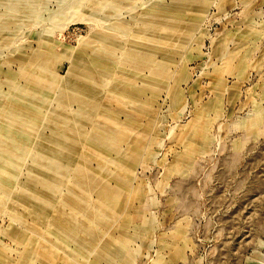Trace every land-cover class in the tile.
Masks as SVG:
<instances>
[{"label":"rangeland","instance_id":"374dc122","mask_svg":"<svg viewBox=\"0 0 264 264\" xmlns=\"http://www.w3.org/2000/svg\"><path fill=\"white\" fill-rule=\"evenodd\" d=\"M2 149L0 264H264V0H0Z\"/></svg>","mask_w":264,"mask_h":264},{"label":"bare ground","instance_id":"6f19581e","mask_svg":"<svg viewBox=\"0 0 264 264\" xmlns=\"http://www.w3.org/2000/svg\"><path fill=\"white\" fill-rule=\"evenodd\" d=\"M99 69V68H98ZM97 69V71H98ZM101 69V68H100ZM105 71V70H104ZM87 74H89V72H86ZM161 73H164V71H162ZM160 73V74H161ZM44 75V74H43ZM101 75V74H100ZM45 76V75H44ZM84 78L86 79H92V77L84 75ZM103 76V75H101ZM111 76V75H110ZM105 77V76H104ZM43 77H39L37 80H32V84L30 85V87L28 88L27 92L25 93V99H22V101L26 100L27 98H31L29 97L30 93H35V92H39L42 95L46 96L44 93V89L45 87H43V81H42ZM50 80L52 79V76L49 77ZM111 78V77H110ZM108 78V79H110ZM46 79V78H44ZM131 77H127L126 79H123L122 82L120 83V86H126L125 83H127V80H130ZM73 86L75 84V82L71 83ZM70 86V87H71ZM32 93V94H33ZM46 94H49V92H46ZM94 97H92L94 99H96V96L93 94ZM68 97V96H67ZM70 98V97H69ZM83 102H87V101H83ZM19 103H21V100H19ZM10 107L6 106L7 109L10 112V117L13 121V124L11 125V127H15L17 130H19L20 128V124L17 121V119L15 118L14 114L16 111V106H12L10 105ZM41 107H37L36 105L33 106L31 109L33 112L36 111H41L45 106L40 105ZM80 122L79 121H74L70 116H66L65 119H61L60 121V127L58 128V132L54 135V139H55V145H44V148L42 149L43 151H47L46 149H49V152H42L38 157L39 158H43L48 155V158H45L48 162L44 163L43 161H37V170L40 171V175L42 176L41 178H38L34 181H39L41 182L42 180L45 182L46 185H49L52 189L57 190L59 183H56V179L54 177L57 176L56 170L58 171L59 169H61L62 165L60 164V161H67L69 163H71V159L73 157H77L76 153H77V146L75 145V141H80V142H86V141H92L93 143L100 145V146H105L107 147L109 145V142L106 138L100 137L98 135H96L95 137H89L86 136L87 133H82L80 132V130L77 128V124ZM65 128V129H64ZM9 132L11 131V129L8 130ZM102 133V131H101ZM104 136V135H103ZM109 147V146H108ZM3 154H0L1 156H3L5 159L10 160L12 158V156H10L9 154H7L5 152L4 149H2ZM62 152V153H61ZM79 168V167H78ZM77 168V169H78ZM79 174H78V178L82 179L85 183L86 180L84 177L87 176L86 172L83 170H80V168L78 169ZM85 172V175H84ZM61 180H64V177L61 176ZM32 185V184H31ZM79 185H81V182L79 183ZM107 192V191H106ZM105 192V193H106ZM106 201L103 202V206H108V205H112L114 204V200L116 199L115 196L106 193ZM42 207L44 208L43 211L41 212L42 214H47V210H49L50 208L47 206V204H43ZM47 209V210H46ZM67 227L69 229H71L68 232H65V235L63 236L64 238H66V236L71 235L72 233L77 234L78 231L81 233L83 231H86L87 228L86 227H81V228H77L76 225L70 221H67ZM94 226L90 225L88 226V230H94ZM79 235V233H78Z\"/></svg>","mask_w":264,"mask_h":264}]
</instances>
